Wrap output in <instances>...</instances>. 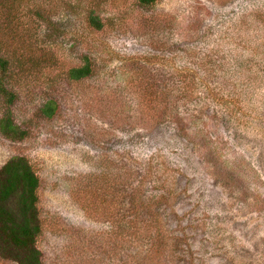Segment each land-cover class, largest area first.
<instances>
[{
	"label": "rangeland",
	"instance_id": "obj_1",
	"mask_svg": "<svg viewBox=\"0 0 264 264\" xmlns=\"http://www.w3.org/2000/svg\"><path fill=\"white\" fill-rule=\"evenodd\" d=\"M0 55L42 264H264V0H0Z\"/></svg>",
	"mask_w": 264,
	"mask_h": 264
},
{
	"label": "trees",
	"instance_id": "obj_2",
	"mask_svg": "<svg viewBox=\"0 0 264 264\" xmlns=\"http://www.w3.org/2000/svg\"><path fill=\"white\" fill-rule=\"evenodd\" d=\"M155 0H140L143 4H152ZM91 26H101L98 17L91 12L87 15ZM84 62L67 71L70 79H80L90 72L86 57ZM8 60L0 55V92L5 93L10 103L12 93L6 92L1 80L7 70ZM52 101L41 107L46 116L53 112ZM0 134L11 141L21 139L25 131L10 118L8 111L0 116ZM38 177L27 159L23 156H11L0 165V259L11 260L16 264H42L40 251L35 239L40 232L37 207Z\"/></svg>",
	"mask_w": 264,
	"mask_h": 264
}]
</instances>
